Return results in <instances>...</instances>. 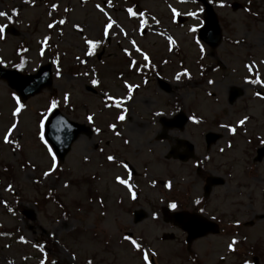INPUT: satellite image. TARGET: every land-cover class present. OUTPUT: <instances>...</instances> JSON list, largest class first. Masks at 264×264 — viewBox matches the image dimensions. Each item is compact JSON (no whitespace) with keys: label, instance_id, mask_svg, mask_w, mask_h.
Returning a JSON list of instances; mask_svg holds the SVG:
<instances>
[{"label":"rangeland","instance_id":"374dc122","mask_svg":"<svg viewBox=\"0 0 264 264\" xmlns=\"http://www.w3.org/2000/svg\"><path fill=\"white\" fill-rule=\"evenodd\" d=\"M247 1L251 2L249 7L260 13L258 18H252L245 11L243 6ZM224 2V7L215 10L224 39L218 48L210 50L198 42L195 31H189L200 25V10L187 0L184 3L177 0H111V7L109 0H28V3L0 0V11L8 16L14 9L17 13L11 21L0 17V26H10L14 30L13 35L8 33L0 40V64L8 69L20 65L25 73H34L48 58L52 63L51 87L20 104L21 110L15 117L12 112L18 99H13L15 93L0 82V201H3L0 203V264H40L41 260L44 264H87L89 260L92 264H143L144 252L155 259L156 264H241V259L250 260L255 255L261 256L258 257L260 264H264V249L258 244L260 240L264 244V222L231 229L233 221L248 222L253 220L254 214L264 210V201H261L264 199V161L251 167L252 154H242L236 147L222 153L216 147L207 166L229 174L225 185L228 193L218 188L209 199L206 210L209 217L220 221L222 237L211 238L207 243L211 246L197 247L201 257L197 256L196 263L188 259V251L178 245L179 235L175 230L157 225L149 218L133 228L129 224V213L123 212L137 206L149 212L158 206V187L153 181L156 183L159 174V154L169 141L149 143L160 133L154 111L162 110L167 116L175 109L184 108V103L194 94L203 99L214 94L213 99L209 96V101L215 109L207 110L205 116L221 115L218 105L225 106L226 92L235 85L244 88V96L235 106H226L228 113L238 117L256 115L258 102L252 97L253 89L244 85L241 77L245 76L243 64H255L264 83V64H260L264 60V0ZM53 4L57 5L56 9L51 7ZM97 4L119 26L109 30L115 35L103 36L107 17L95 7ZM128 8L137 15L129 16ZM171 8L177 9L181 13L178 16L187 21L178 24V16L173 17ZM188 11L197 12V16L183 14ZM141 12L145 13L143 29L139 23ZM61 19L65 20L63 25L47 27L53 20ZM120 28L127 35L122 34ZM44 37L49 39L45 41ZM84 39L101 40L90 56L84 54L87 51ZM130 41L149 57L147 61ZM125 48L129 56L122 51ZM132 60L136 63L128 70L127 65ZM218 61L221 62L220 70L213 72L212 64L217 65ZM197 63L206 67L202 76ZM139 66L159 68L161 78L171 86V94L160 92L153 81L142 87L143 81L136 75L139 71L134 70ZM182 68L194 79L186 81V77L180 75L179 82H175ZM85 72L88 75H84ZM93 78L98 80L97 90L105 99H108L105 93L113 99L122 97L126 91L125 82L138 85V89H132L131 96L135 99L129 105V120L117 125V130L124 125L123 136L126 137V133L134 143L138 142V146L131 143L126 151L121 141L113 138L108 125L115 124L114 117L118 114L104 108V103L109 105L108 102L103 103L98 95L84 90ZM210 78L214 80L213 86L207 85ZM65 93L68 94L67 102ZM53 100L57 102L55 108L73 121L87 123L86 117L92 116L90 124L100 133L75 141L64 160H56V170L44 177L43 172L51 166V157L40 140L41 121L44 122L54 109L49 110ZM205 102L197 98L191 106L200 113L198 105ZM262 110L259 108V112ZM13 123L16 128L9 134L11 142L5 143L3 135ZM195 132L189 124L182 133L173 131L170 134L196 142ZM95 143L97 148H94ZM112 150L117 153V162L126 158L136 164L141 173L139 198L134 204L124 198L126 194L119 185L113 184L114 175L121 172L112 170V162L106 159L112 155ZM150 150L153 152L149 153ZM203 153L204 149L198 147L197 154ZM9 185L11 188L6 190ZM235 206L242 214L235 213ZM24 210L33 212L36 220H27L22 215ZM130 230L149 240L148 250L134 251L125 241L120 242L123 234ZM162 235L165 242L159 249L156 245ZM236 238H240V242L229 251L227 242ZM33 248L39 252H34Z\"/></svg>","mask_w":264,"mask_h":264},{"label":"flooded vegetation","instance_id":"af4514ba","mask_svg":"<svg viewBox=\"0 0 264 264\" xmlns=\"http://www.w3.org/2000/svg\"><path fill=\"white\" fill-rule=\"evenodd\" d=\"M217 2L218 0H213ZM213 57L212 55H210ZM220 64L221 62L218 61L217 65L212 64L213 70L219 71L220 70ZM232 73H235V70L232 71ZM257 73H252L251 76L253 77V80L257 78ZM259 74V73H258ZM242 78V77H241ZM212 81L213 78H210ZM244 84V83H243ZM246 85V84H244ZM233 86V85H232ZM230 86L229 88H231ZM251 86V85H249ZM255 91L256 90H263L264 86L262 84H254ZM239 87V86H238ZM229 88L226 92L225 96V106L223 104H220L218 111H221V115H199L195 114L193 117L195 118L196 122L191 123V126L195 128V139L196 142L190 141L193 152L191 153L190 159H188L185 162H181L177 159L170 158L169 151L172 149L176 143V137L172 139V137H166L164 136V139L166 140L164 142H168L167 147L162 148L161 152L159 154V162H160V169H159V176H158V188H157V202L158 206L153 209V211H145L147 213L145 219L139 222H135V213L143 214L141 207H134L131 209H124V213H129V224L135 228V226L141 224L145 220L152 219L153 213H155V217L158 219V224L160 226H167L170 229L175 230L179 235V243L178 245L180 248L188 250L190 248L196 247L200 242H208L211 241L212 236H207L202 239L195 240L191 242L190 245L186 243V234L183 233L178 227L173 226L172 224L165 223L163 221V214L164 213H176L179 214L181 217L185 219L184 223H187V219L191 217H204L208 220H211L218 224V226L221 227L220 221L209 217L208 211L206 210L207 204L209 203V199L213 196L215 193V190L218 188L220 189H226V194L228 193L227 187H225L226 182L228 181L229 174L221 171L219 172L216 167H213V169H208L207 166H209L211 162V156L213 153V150L217 147L218 152L222 153L226 149H231L232 147H236L237 150H240L242 154L248 153L252 154L250 157L251 160V167H256L260 163L264 161V158L261 160V162H254V158L256 157V153L258 151H264V143L261 141H264V97L256 96L257 104L255 106L256 115H242L237 116L232 115L228 113L226 106L232 107L237 104V100L233 101L231 104L228 103V92ZM243 88V87H241ZM244 89V88H243ZM213 104H216L213 102ZM259 108H263L262 111L259 112ZM196 109V108H194ZM215 108L211 109L214 110ZM196 111V110H195ZM244 112V110H243ZM263 112V113H262ZM247 117L245 122L243 124H239L238 122L242 119ZM224 125V127H222ZM231 128L233 131H229L228 129ZM113 136V138L120 140L121 144L125 146V149L127 151V146L124 143L125 140H127L129 143L133 141V139L129 138L126 133L125 136ZM206 135H211L214 137L212 142L207 146L206 145ZM163 142V143H164ZM151 145L157 144L156 141H150ZM135 144L138 146V142H135ZM223 145V146H222ZM198 147L201 149H204V153L197 154ZM97 148V145L94 147ZM186 148L184 146H179V148L176 149V153H185ZM112 156L115 157V162H112V170H121L126 173V158L120 159L121 163L116 162L117 161V153L112 150ZM168 157V158H167ZM123 175V173H121ZM213 179H221L222 182L220 184L211 185L208 186V182L212 181ZM128 181H131V178H127ZM165 183H169L170 187H164ZM199 193V195H198ZM126 199V196H124ZM138 201V197H136L133 202H130V204H134ZM199 201V203H197ZM261 201H264V199H261ZM169 203H175L177 205L176 209H169L168 204ZM117 206V202L115 204ZM236 208V206H235ZM144 211V210H143ZM235 213L237 215L242 214V211L238 208H236ZM262 214H264V210L261 211ZM256 214H254L255 218ZM261 222H264V217L261 220ZM261 222H257L261 223ZM133 232V231H132ZM130 232L128 235L130 239H133V236H135L136 242L139 243L144 249H147L149 246V240L146 239L143 235L137 234L135 232ZM160 242L156 245V248H159V245H163V242H165L164 239L160 237ZM148 241V242H147ZM152 245V244H151ZM154 246V244L152 245ZM162 249V248H159ZM158 250V249H157ZM196 261V260H194Z\"/></svg>","mask_w":264,"mask_h":264},{"label":"snow or ice","instance_id":"6c2138e0","mask_svg":"<svg viewBox=\"0 0 264 264\" xmlns=\"http://www.w3.org/2000/svg\"><path fill=\"white\" fill-rule=\"evenodd\" d=\"M177 2H178V3H184L185 0H177ZM192 2L195 3V0H192ZM25 3H28V0H25ZM208 3H210V4L213 3V0H208ZM108 6L111 7V0H109ZM218 6H219V7H224V4H223L222 2H220ZM51 7H52L53 9H56L57 5L53 4V5H51ZM95 7H96L101 13H103V15H104L105 17H107V22L103 24V28H102V30H103V36H104V37H108L109 35H115L114 32L110 33L109 30L112 29L114 26H115V27H119V26L116 25V24H115V21H113V20L111 19V17L108 16V13L105 12V10H104L103 7H101L99 4H97ZM170 7H171V6H170ZM65 11H68V9H65ZM126 11H127V13L129 14V16H135V15H137L136 13L133 12V9H132V8H128V9H126ZM200 11H202V9H201ZM245 11H248V9H245ZM171 12H172L173 17H176V16H178V15L181 14V13H179V12L177 11V9H175V8H171ZM16 14H17V13H16V10H15V9L12 11L11 16H8L7 13H5V12H3V11H0V17H6L9 21H11V20H12V17H14ZM183 14H184V15L191 16V17H196V16H197V12H194V11H188V12H185V13H183ZM139 16L141 17L140 22H139V23H140V28L143 29V28L145 27V20L143 19V17L145 16V13L141 12V13H139ZM64 23H65V20H63V19L58 20V21H57V20H53L51 23H49V24L47 25V27H48L49 29H52V28H54L55 25H57V24L63 25ZM74 27H77V26L74 25ZM119 31H120L122 34L127 35L126 33H124L123 28H120ZM189 31H195V28H190ZM3 39H5V28H4L3 26H0V40H3ZM48 39H49V37H44V40H45V41H47ZM130 43H131L132 47L135 48V51H136L137 53H140L141 56H143V59H144L145 61H147V60L149 59V57H148L147 55H145V54L141 51V49H140L139 47H137V46L135 45V42H134V41H130ZM169 43H170V44L172 43L171 37H169ZM84 44L87 45V51H86L84 54H85L86 56H90V55L93 54V52H94V50L96 49V47L99 46V45L101 44V40H100V39H96V40H92V39H84ZM122 51L124 52V54H125L126 56H129V55H130L129 50H128L127 48L122 49ZM43 52H44V50L41 49V50H40V54L43 55ZM201 52H203V48H201ZM81 62L83 63V61H81ZM22 63H23V62H22ZM135 63H136V61L132 60V61L128 64V67H129V68H133V66L135 65ZM260 63H261V64H264V60L260 61ZM17 67H20V65H18ZM245 67L248 68L249 71H252L253 68H255V64H252L251 66H249V65L246 64ZM134 70H135V71H140L139 68H135ZM58 74H59V73H58ZM84 75H88V73L85 72ZM183 75H184V76H188L189 74L187 73V71H185V72L183 73ZM256 76H257L256 79H254V80H246V83L260 84L261 81H260V79H259V74L257 73ZM175 79H177V80L180 79V74H179V73L177 74V76L175 77ZM97 83H98L97 80H95V79L91 80V84H92L93 86H96ZM208 83L211 84V83H213V82H212L211 80H209ZM124 87L128 90L129 93H131L132 89H133L134 87H138V85H129L127 82H125ZM104 95H105V97H107V98L110 99V100L113 99L111 96L108 95V93H105ZM254 95H258V93H254ZM13 99H16L15 94H13ZM64 100H65V102H67V100H68V94H67V93H65V95H64ZM120 103H121V99H117V102H116V105H115V106H116L117 108H119V107H120ZM56 104H57V102H56L55 100H53V101L51 102V105H50V109H49V110H51L52 108H55V107H56ZM107 106H108V105H105V107H107ZM20 110H21V105H20L19 100H17V107L15 108V111L12 112V116L15 117V116L17 115V113L20 112ZM86 119L89 121V123H92V122H93V117H92V116H87ZM116 119H117L118 121H123V120H125V115H124L123 113H121V114H119V115L116 116ZM189 119H190V120H193V122H196L194 117H189ZM246 119H247V117H245L244 119L240 120L238 123H239V124H243V123L245 122ZM41 125H43V121H41ZM108 127H109V129H115V128H116V125H115V124H109ZM222 127H224V125H222ZM15 128H16V124L13 123V124L11 125V127H9V128L7 129V131L4 133V135H3V140H4L5 143H10V142H11V141H10V136H9V134H10ZM228 130H229L230 132L233 131V129H231V128H229ZM95 131L99 132L100 130L97 128V129H95ZM118 134H119V133H117V135H118ZM40 140H41L42 143L45 144V148L47 149V154L51 157V166H50L49 170L43 172V176H44V177H48V176H50V174H51L52 172H54V171L56 170V168H57L56 158H55V156L52 154V149L47 147V144H46V142L44 141V137H43L42 135L40 136ZM261 142L264 143V141H261ZM124 143L127 144L128 141L125 140ZM106 159H107L108 161H110V162H115V157L112 156V155H108V156L106 157ZM124 166L127 167V165H124ZM116 180H117L118 183H120V184H122V185H125V186H128V181L121 179L120 176H116ZM153 183H155V181H153ZM65 187H67V185H65ZM164 187H166V188H167V187H170V184H169V183H165V184H164ZM10 188H11V185H9L8 189H6V190H9ZM128 190L131 192V187H129ZM132 198L135 199V196H133ZM0 203H3V201H0ZM197 203H199V201H197ZM176 207H177V205H176L175 203H169V204H168V208H169V209H176ZM8 210H9L10 212L12 211L11 208H9ZM155 218H156V217H155V213H153V219H155ZM123 239H124V240H129L130 237H129V236H124ZM21 240L23 241V237H21ZM132 244H133V246H134L136 249H140V248H141V245H140L139 243H137L136 241H134V240L132 241ZM234 244H235V240H233L231 243H229V244L227 245L229 251H232V250H233V245H234ZM34 246H35V245H34ZM151 255H155V253H151ZM74 258H75V257H73V259H74ZM141 259H142V261H143V264H151V262H150V258H149V254H148L147 252L142 253ZM40 264H44V260H41V261H40ZM87 264H92L91 260H89V261L87 262ZM245 264H247V262H245Z\"/></svg>","mask_w":264,"mask_h":264},{"label":"water","instance_id":"95a60500","mask_svg":"<svg viewBox=\"0 0 264 264\" xmlns=\"http://www.w3.org/2000/svg\"><path fill=\"white\" fill-rule=\"evenodd\" d=\"M11 33H13V30H11ZM219 36L220 31L216 19L211 9L207 7L204 26L199 31V38L211 47H216L219 44ZM0 80H4L17 93L21 102H24L38 94L43 88L50 86V65L41 67L33 75H23L16 71L0 68ZM80 129V126L67 121L57 110L48 118L45 125V137L60 161L68 152L71 143L80 135ZM167 217L168 219L174 218V221L176 218L174 215ZM182 228L188 233L189 237H192L191 239L206 235V232L194 234L193 229L188 226ZM253 264H257L255 259Z\"/></svg>","mask_w":264,"mask_h":264}]
</instances>
